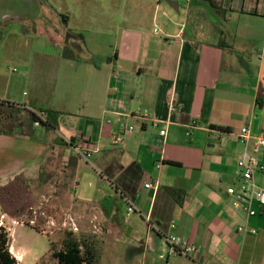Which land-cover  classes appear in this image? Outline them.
Wrapping results in <instances>:
<instances>
[{
  "label": "crops",
  "instance_id": "obj_1",
  "mask_svg": "<svg viewBox=\"0 0 264 264\" xmlns=\"http://www.w3.org/2000/svg\"><path fill=\"white\" fill-rule=\"evenodd\" d=\"M219 2L227 10L220 28L224 41L212 43L187 36L190 5L184 20L169 21L161 0H0V21L61 29L56 11L67 15L90 54L102 59H64L62 48L46 37L8 32L0 44V103L60 116L58 130L45 128L44 136L32 139L20 119L0 116L11 124V130L0 128V179L37 181L43 173L47 182L57 171L72 181L62 184L70 197L79 171L92 172V162L103 175L100 203L111 204L94 207V215L105 222L110 241L120 240L124 216L115 204L130 206V200L146 227L137 241L143 264H264V209L255 204L258 213L249 218L227 193L238 183L244 152L264 166V147L256 152L254 146L264 130L258 103L264 99V0ZM195 8L209 11L206 5ZM241 53L255 62L252 78ZM144 113L159 127L140 120ZM244 127L249 144L238 137ZM117 135L121 141L115 143ZM81 141L89 160L76 149ZM72 157L79 159L74 172L67 168ZM255 177L264 187V172ZM165 188L181 190L182 205ZM242 224L257 234H240ZM162 234H175L200 252L174 255ZM19 260L23 264L25 257Z\"/></svg>",
  "mask_w": 264,
  "mask_h": 264
},
{
  "label": "rangeland",
  "instance_id": "obj_2",
  "mask_svg": "<svg viewBox=\"0 0 264 264\" xmlns=\"http://www.w3.org/2000/svg\"><path fill=\"white\" fill-rule=\"evenodd\" d=\"M186 4L184 5L187 6ZM161 5L171 13L169 21L184 20L187 17L183 4L181 14L171 9L164 0H161ZM46 15H50V12L47 10ZM164 21H168V19L162 17L160 23L165 24L166 22ZM0 22L3 23L4 21ZM6 23L9 31H18L22 28V24L19 21L14 22V20L8 19ZM208 23H213L214 27H205V24ZM221 24V18L212 10H207V12L206 10H202L200 12L197 9H193L188 17L187 36L212 43L224 41L217 29V27H222ZM93 56L96 61L102 60L95 55ZM248 56L250 54L244 53L242 55L245 60L244 63L247 66L246 72L252 78L256 67L253 60H248ZM4 114H0V116L6 117V120L11 119L9 117L10 110L4 112ZM13 118L15 120L20 119L22 124L24 123L23 125H28L27 113L23 115V112L18 113L14 111ZM10 125L9 121L0 122V128L4 131L11 130ZM37 127L39 128H36V136L41 138V136L45 135L46 129L40 126ZM87 163L92 172L83 170L81 173L79 171L77 179L79 186L77 184L76 187H73L70 197L66 196L67 194L63 191L62 184L66 180L72 181L67 177L64 179L65 177L56 171L49 174L47 178L48 185L44 187L41 195H33L35 198L34 203L32 202L33 204L29 208L30 212L15 218L6 215L2 219L0 211V223L1 219L3 220V225L0 228L5 229L9 237H11V254L19 263V259L24 256L25 260L23 264H57L49 253V242L50 240L58 242L61 238V233L70 231L78 238L88 237L97 243L100 252L99 264H143L144 258L140 245L137 242L144 237V231L146 230L142 216L139 213L133 214L129 210V206L124 204L125 202L116 203L115 207L118 208L119 206V215L121 217L124 216L122 218L124 225L122 226V223L119 225L124 235L120 234V240L110 241L105 222L95 217V209H93L101 203L111 206L107 200L100 203L99 197L102 194L101 190H103V186L99 177L103 176L101 175L102 171L94 168L92 162ZM8 184L5 179H0V188ZM128 213H130L129 216ZM159 264L168 263L162 261Z\"/></svg>",
  "mask_w": 264,
  "mask_h": 264
},
{
  "label": "trees",
  "instance_id": "obj_3",
  "mask_svg": "<svg viewBox=\"0 0 264 264\" xmlns=\"http://www.w3.org/2000/svg\"><path fill=\"white\" fill-rule=\"evenodd\" d=\"M183 7L190 5V13L195 8V5H206L209 10H212L218 15L219 18H224L227 10L221 5L219 0H179ZM198 10V9H197ZM202 12V10H199ZM60 23L61 29H55L49 25H39L37 22L33 21L28 25H23L20 29L21 34L23 35H35L46 37L52 45H58L62 48V57L64 59L73 60L76 62H91L97 64L95 57L90 54L87 49V44L85 36L82 33L75 32L69 27V17L62 13L56 11ZM203 14V13H201ZM189 17V16H188ZM4 21L0 23V44L5 40L9 28ZM187 27V26H186ZM218 31L221 32V29L218 28ZM259 106H264V99H258ZM2 106H6L10 109L9 117L13 118V112L22 113L23 111L27 112L28 117V127L26 128V134L28 138H36V127L35 123H39L40 127L52 128L55 130L59 129V126L56 122L57 117L60 116V113L48 109V110H25L23 107L11 103H0ZM9 106V107H8ZM8 110L0 109V114H4ZM5 115V114H4ZM228 130V129H225ZM229 132V130H228ZM73 139H71V143ZM59 144H65L63 138H59ZM78 158L72 157L67 166L68 169L73 168L75 171L78 163ZM47 182L44 180V174L41 173L40 178L36 180L25 179L23 177H17L14 181L10 182L5 187L0 188V211L2 214L10 217H18L22 214L30 212L29 208L34 203L35 196L40 194L46 187ZM175 199L178 204L182 205V201H179V198L183 192L174 188H165ZM33 202V203H32ZM11 237L6 232L5 229L0 228V264H20L17 259L11 254ZM50 249L49 253L54 261L57 264H99V250L98 245L95 241L88 237L78 238L73 232L64 231L61 233V238L58 242L50 240L49 242Z\"/></svg>",
  "mask_w": 264,
  "mask_h": 264
},
{
  "label": "built area",
  "instance_id": "obj_4",
  "mask_svg": "<svg viewBox=\"0 0 264 264\" xmlns=\"http://www.w3.org/2000/svg\"><path fill=\"white\" fill-rule=\"evenodd\" d=\"M140 120H151L153 127L158 128L159 122L155 119H151L149 113H144L139 116ZM35 126H39V123H35ZM122 130L127 132H132L134 128L131 126L129 128L122 125ZM160 134L162 136L166 135V130H161ZM239 139L244 142L245 144H249L251 137H250V130L248 127H244L240 130L238 134ZM114 142L118 143L121 141V136L117 135L113 137ZM255 151L257 152L260 148L264 147V130L260 133L257 142L255 143ZM81 155V157L85 160H89L91 158L90 152L84 149V143L81 141L79 143V147L76 148ZM264 166L258 161L256 157L251 155L249 152H244L241 158L238 161V183L237 185L230 186L227 189V193L233 199V207L236 210H244L248 214V217H254L257 215V211L254 209V205L257 204L261 209H264V187L259 185L256 181V174L263 173ZM146 187L150 188L151 185L147 184ZM130 206L129 210L131 212H136V206L128 200ZM6 215L2 214V219L5 218ZM1 219L0 227L3 225V220ZM33 222V221H32ZM34 223V222H33ZM175 226L172 225V228ZM75 230V229H74ZM77 230V229H76ZM237 231L242 234L246 235L250 234H257V230L255 228L249 227L247 224H242L238 226ZM163 235V234H162ZM168 247L171 250V253L174 255H181L185 257H190L193 254L199 253V248L190 243L189 241L175 235H163ZM221 264V263H215Z\"/></svg>",
  "mask_w": 264,
  "mask_h": 264
},
{
  "label": "water",
  "instance_id": "obj_5",
  "mask_svg": "<svg viewBox=\"0 0 264 264\" xmlns=\"http://www.w3.org/2000/svg\"><path fill=\"white\" fill-rule=\"evenodd\" d=\"M174 11L180 13V2L178 0H164Z\"/></svg>",
  "mask_w": 264,
  "mask_h": 264
}]
</instances>
